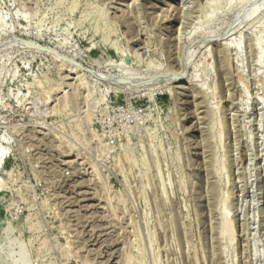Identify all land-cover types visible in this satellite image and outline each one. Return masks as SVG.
<instances>
[{
	"label": "rangeland",
	"instance_id": "obj_1",
	"mask_svg": "<svg viewBox=\"0 0 264 264\" xmlns=\"http://www.w3.org/2000/svg\"><path fill=\"white\" fill-rule=\"evenodd\" d=\"M0 149V264H264V0H0Z\"/></svg>",
	"mask_w": 264,
	"mask_h": 264
},
{
	"label": "bare ground",
	"instance_id": "obj_2",
	"mask_svg": "<svg viewBox=\"0 0 264 264\" xmlns=\"http://www.w3.org/2000/svg\"><path fill=\"white\" fill-rule=\"evenodd\" d=\"M254 7H255V5H254ZM256 7L258 8V6H256ZM251 10H253V8H252ZM255 10H256V9H255ZM255 10H254V11H255ZM257 10H258V9H257ZM255 13H256V11H255ZM182 72H183V71H182ZM167 74H168V73H167ZM177 74H178V73H177ZM177 74L175 73L174 75H177ZM157 75H158V74H157ZM130 76H131V75H130ZM153 76H154V75H153ZM129 78H130V77H129ZM129 78H128V79H129ZM147 78H148V76H147ZM153 79H154V78H153ZM145 80H146V79H145ZM145 80H144V81H145ZM153 81H154V80H153ZM154 82H155V81H154ZM164 82H165V81H164ZM164 82H163V83H164ZM142 84H143V83H142ZM4 154H5V153H4V150L0 149V165H1L2 160H3V158H4Z\"/></svg>",
	"mask_w": 264,
	"mask_h": 264
}]
</instances>
